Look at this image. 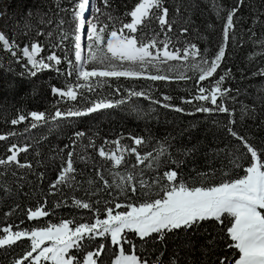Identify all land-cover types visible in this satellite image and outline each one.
Listing matches in <instances>:
<instances>
[{
	"label": "trees",
	"instance_id": "16d2710c",
	"mask_svg": "<svg viewBox=\"0 0 264 264\" xmlns=\"http://www.w3.org/2000/svg\"><path fill=\"white\" fill-rule=\"evenodd\" d=\"M94 1V7H100L103 12L112 16V20H108L107 16L101 17L103 23L109 25V31L121 28L123 23L131 22L127 13L139 2L109 0V6L105 7L103 0ZM75 2L76 0H71V3L70 0H0V13H3L0 15V31L21 47L34 41L39 42L44 48L41 56L46 57L55 51L62 60L57 66L60 72L43 70L32 77L23 66L25 59L17 62V58L0 49V134L17 133L6 141H0V157L7 155L6 149L13 143L18 146L30 145L27 153H21L20 159L21 162L32 164L31 169L13 166L6 172L0 167V227L14 224L23 229L46 222L58 223L61 219L73 217L91 219L92 213L88 210L71 206L72 197L92 201L99 199L102 203L98 206L101 208L105 200L120 203L139 202V194L126 199L113 189L100 190L103 189V183L97 176V171H102L110 182L112 177L108 172L111 162L99 157L98 149L104 146L106 150H112L115 148L112 141L116 140H120L122 145L134 147L131 137L144 138L145 144L138 148L141 154L154 152L161 142L169 145L170 159L169 156L161 157L159 169L149 170L144 165L137 169H144L143 178L149 182L169 168H178L180 175L189 182H193L198 172L208 173L212 178L207 182L211 184L244 175L241 168L230 164L231 153L240 146V142L228 133L225 126L229 125L230 119L235 120V123L230 125L233 130L246 137L258 149L264 150V77L254 75L264 68V55H260L264 52V45L260 43L264 41V0H244L234 18L233 38L226 47L225 57L217 73L209 81L198 82V73L192 71L185 73L190 79H176L178 72L164 73L173 77L167 81L103 78L106 82L102 80V86H96L94 79L93 91L79 89L82 95H78L77 101H70L54 95L51 88L55 86L64 89L68 83H84L76 80L75 72L72 76L67 75L70 68L64 59L65 55L67 54V58L75 64L71 36L63 42L61 48H53L52 45L59 41L60 31L57 25L61 19L65 20L63 29L72 32L74 25L71 14L61 9L71 8ZM214 3L224 9L219 16L213 7ZM163 4L169 9L168 18L173 22L172 31L167 32L166 28L161 30L153 18L145 25L139 26L134 35L147 42L153 37L163 41L167 33L171 40L170 48L182 50L195 44L202 55L212 58L222 43V29L227 10L236 6L237 0H163ZM41 17L45 21L51 20V23H40ZM25 25H31V28L28 29ZM185 28L187 32L182 31ZM38 30L45 35L38 36ZM48 32H52L51 37L47 35ZM125 34H128L127 30ZM169 63L179 65L183 62ZM93 66L99 67L88 65L89 68ZM228 70L230 75L226 76L222 87L230 90L224 102L232 111L231 116L220 112H196L195 108L205 103L202 101L193 100L191 104L182 102V97L192 99L199 94L198 87L201 84L209 87ZM154 72L153 69L152 73ZM30 86L32 90L29 92ZM131 90H143L150 99L130 96ZM165 95L172 97L171 101H165ZM100 99L124 102L87 116L69 117L59 121L58 125L55 121H49L27 132L25 129L29 128L32 122L30 117L18 125L11 124V120L21 114L28 116L32 111H44L51 115L56 108L61 111L69 108L82 109L88 106V101ZM164 103L181 107L185 111L177 112L173 107L165 108ZM206 106L211 107L210 104ZM76 132H84L85 135L77 138ZM90 141L94 142V147L90 146ZM65 145L69 147L65 148ZM68 151H74L73 158L76 161L74 186L69 188L62 185L56 195H49V185L56 180L63 164L61 157L66 156ZM241 151L246 152L242 148ZM81 156L87 159L81 160ZM249 158L250 154H246V158L240 163L247 167ZM170 160L183 163L173 164ZM126 161L129 166L135 164V156L126 154ZM120 171H124V168ZM12 172L16 175L13 176ZM41 173L42 179L39 175ZM90 180L95 183L90 185ZM93 191L96 192L95 195H92ZM109 192H112V195H109ZM45 198L48 201L47 210L51 213L50 216L29 221L26 210L34 208L37 203H43ZM57 202H61L62 206L54 207ZM16 205H19V208L5 220L4 214ZM121 210L123 209H117ZM21 220L24 221L23 224L20 223ZM127 238L135 245V254L142 260L154 261L156 257H160L162 264H172L173 260L176 264H218L219 257H238L235 249L226 246L228 241L226 236L220 233V226L211 221L205 222L199 229L169 233L163 242L157 241L155 235L142 241L134 233H127ZM29 244L30 241L25 239L11 248H0V264H12L27 250ZM101 244L105 247L98 264H112L118 255V249L111 244L109 236L86 239L83 241V248L76 249L74 255L82 260L88 251H95ZM125 246L126 251L133 252L132 245Z\"/></svg>",
	"mask_w": 264,
	"mask_h": 264
},
{
	"label": "snow or ice",
	"instance_id": "6c2138e0",
	"mask_svg": "<svg viewBox=\"0 0 264 264\" xmlns=\"http://www.w3.org/2000/svg\"><path fill=\"white\" fill-rule=\"evenodd\" d=\"M89 3L90 0H76L71 8L61 9V11L71 14L74 26L72 32L69 33L63 29L65 20L61 19L57 25V29L60 31L59 41L52 45L53 48H61L63 42L71 36L75 64L67 58L66 54L64 59L70 68L67 75L72 76L75 72L76 80L84 83L75 85L68 83L64 89L55 86L51 88L54 95L70 101H77L78 95H82L78 91L79 89L93 91L92 81L94 79L96 86H102L103 78L119 79L124 77L167 81L173 77L164 73L178 72L176 79H190L191 77H187L185 73L192 71L198 73V82L209 81L217 73L225 57L226 47L230 39L233 38L234 18L244 0H237L236 6L227 10L222 29V43L212 58L202 55L195 44L182 50L170 48L171 40L167 37V33H165L163 41H158L153 37L147 42L134 35L139 26L145 25L153 18L158 22L161 30L166 28L167 32L172 31L173 22L168 18L169 9L164 6L163 0H139L133 10L127 13L131 17V22L123 23L121 28L111 31H109V25L103 23L101 17L107 16L108 20H112V16L103 12L100 7H94L91 19H86L85 14L89 9ZM103 4L108 7L109 0H103ZM57 7H59L58 3ZM213 7L218 16L224 11L218 4L214 3ZM40 23L50 24L51 20L45 21L41 17ZM25 27L30 29L31 25H25ZM85 29L88 40L87 57L83 55L82 45ZM125 30L128 34H125ZM182 31L187 32V29ZM36 34L38 36L45 35L39 30ZM252 34L255 35V33ZM47 35L51 37L52 32H48ZM260 43L264 45V41ZM0 49L17 58V62L25 59L26 63L23 66L28 75L32 77L43 70L60 72L57 66L62 62L61 57L55 51L46 57L41 56L44 48L39 42L34 41L21 47L15 40H10L4 32L0 31ZM260 55H264V52H261ZM197 57H199L198 61ZM172 61L183 63L179 65L169 63ZM89 64L99 65V67L89 68ZM161 66L167 67L162 68ZM153 69L155 70L154 74L152 73ZM228 75H230V70L224 75H220L209 87L201 84L198 87V95L193 96L192 99L182 97V102L191 104L193 100L202 101L205 103L197 106L196 112L209 114L220 112L228 113L231 116L233 113L224 102L230 90L222 87ZM254 75L264 77V68ZM129 95L150 99V96L143 90H131ZM163 99L171 101L172 97L165 95ZM231 99L235 98L231 97ZM123 102V100L113 102L107 99L88 101V106L85 108H69L66 111L56 108L51 115L44 111H32L28 116L18 115L11 120V124L18 125L30 117L32 122L30 127L25 129L27 132L41 124H47L49 121H55L58 125L59 121L69 117L87 116L101 109L113 108ZM153 102L160 103V101ZM206 104H210L211 107ZM163 107H173L177 112L185 111V109L169 103H164ZM234 123L235 120L230 119L229 125L225 126L228 133L240 142V146L231 153L230 164L241 168L244 175L211 184L207 182L212 178L208 173L198 172L193 182H189L180 175L178 168H169L149 182L143 178L144 169L139 171L137 169L140 165H144L149 170L159 169L162 163L161 157L169 156L170 159L169 145L166 142H161L154 152L141 154L138 148L145 144L142 137H131L134 147L122 145L120 140L112 141L115 145L114 149L106 150L104 146L98 149L99 157L111 162L108 172L112 177L110 182L102 171H97V176L103 183V189L100 190L113 189L119 196H124L126 199H131L139 194L141 197L139 202L120 203L105 200L103 208H101L98 206L102 203L99 199L92 201L91 199L72 197L71 206L88 210L92 213L91 219L73 217L61 219L58 223L46 222L43 225L23 229L19 225L5 224L0 227V248H11L25 239L30 241L27 250L23 251L12 264H98L99 257L104 251L103 244L95 251H88L82 260L73 255L71 250L83 248V241L86 239L92 240L96 237L109 236L111 244L119 248V254L112 264H162L160 257H156L154 261L142 260L138 257L135 254V245L127 238V233H134L142 241L155 235L157 241L163 242L169 233L199 229L205 222L211 221L220 226V233H223L228 241L226 246L238 252L237 258L227 255L219 257L218 264H264V150L258 149L246 137L234 131L230 126ZM16 135L15 132L0 134V141H6L9 137ZM84 135V132L75 133L77 138ZM105 143L108 142L105 141ZM90 146L94 147V142L90 141ZM29 147L30 145L18 146L15 143L8 146L7 155L0 157V167H3L5 172L13 166L19 169H31V163L21 162L20 159L21 153H27ZM68 147L69 145H65V148ZM241 148L246 152L241 151ZM126 154L134 155L136 163L129 166ZM246 154H250V158L248 166L244 167L240 162L246 158ZM73 157L74 151H68L66 156L61 157L63 164L56 180L49 185V195H56L62 185L69 188L74 186L77 169L74 166L76 161ZM80 159L86 160L87 158L81 156ZM170 162L173 164L183 163V161L176 160H170ZM121 168H124V171H120ZM12 175L15 176L16 173L12 172ZM39 175L42 179L43 173ZM88 183L91 185L95 182L90 180ZM95 194L96 192L93 191L92 195ZM109 195H112V192H109ZM47 203V198H45L43 203H37L34 208H28L26 210L27 219L35 221L50 216ZM61 206V202L54 205L56 208ZM18 208L19 205H16L9 209L4 214L5 220ZM117 209L123 210L117 211ZM102 215L103 218H101ZM20 223L23 224L24 221L21 220ZM124 244L132 245V254L125 253ZM162 255L163 253H161ZM172 264H176V261L173 260Z\"/></svg>",
	"mask_w": 264,
	"mask_h": 264
},
{
	"label": "water",
	"instance_id": "95a60500",
	"mask_svg": "<svg viewBox=\"0 0 264 264\" xmlns=\"http://www.w3.org/2000/svg\"><path fill=\"white\" fill-rule=\"evenodd\" d=\"M93 0H90V3H89V9L87 11V14L85 15L86 16V19H90L91 16H92V12H93V9H94V4H93ZM83 38V41H84V45L87 43V30L85 29V32H84V35L82 36Z\"/></svg>",
	"mask_w": 264,
	"mask_h": 264
},
{
	"label": "rangeland",
	"instance_id": "374dc122",
	"mask_svg": "<svg viewBox=\"0 0 264 264\" xmlns=\"http://www.w3.org/2000/svg\"><path fill=\"white\" fill-rule=\"evenodd\" d=\"M85 15H86V14H85ZM90 19H91V18H90ZM87 44H88V42L84 45V41H83V38H82V45H83V49H84V51H83V55H84L85 57L88 56ZM98 66H99V65H98ZM31 90H32V87L30 86L29 92H30ZM116 248L118 249V254H119V248H118L117 246H116ZM126 248H127V246H125V244H124L125 253H126V254H132V253L126 251ZM75 250H76V249L71 250V252H72L73 255H74Z\"/></svg>",
	"mask_w": 264,
	"mask_h": 264
},
{
	"label": "bare ground",
	"instance_id": "6f19581e",
	"mask_svg": "<svg viewBox=\"0 0 264 264\" xmlns=\"http://www.w3.org/2000/svg\"><path fill=\"white\" fill-rule=\"evenodd\" d=\"M86 14H87V12H86Z\"/></svg>",
	"mask_w": 264,
	"mask_h": 264
}]
</instances>
